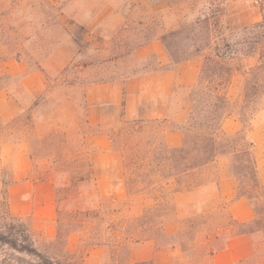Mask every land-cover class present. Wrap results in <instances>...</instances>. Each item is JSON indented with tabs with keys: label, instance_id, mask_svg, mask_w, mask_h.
<instances>
[{
	"label": "rangeland",
	"instance_id": "obj_1",
	"mask_svg": "<svg viewBox=\"0 0 264 264\" xmlns=\"http://www.w3.org/2000/svg\"><path fill=\"white\" fill-rule=\"evenodd\" d=\"M260 22L264 0H0V61H20L45 70L48 77V104L38 112L44 117L39 128L29 110L12 121L0 120V232L13 225L11 237H18L22 223L29 226L9 211L1 155L4 142L25 140L36 175L55 185L58 208L55 237L29 226L30 233L37 248L57 264H207L228 236L241 231L252 236L254 254L233 264H264V215L251 225L233 227L226 204L214 209L216 199L204 194L217 186L216 163L193 174L172 175L162 131L173 122L101 127L84 122L85 87L158 68L154 55L140 57L137 50L160 41L172 63L200 61L198 81L179 89L175 100L176 106L188 103L181 128L193 134L216 96L236 101L243 93L244 73L264 55V36L247 30ZM219 37L234 49L233 58L225 60L227 74H220V60L214 57ZM259 39L262 46L250 54ZM261 78L248 122L239 120L240 130L249 135L253 129L264 134V69ZM0 84L10 86L13 80L0 77ZM231 115L224 118L223 130ZM99 131L108 133L123 154V197L98 194L92 182L86 136ZM259 167L264 184V165ZM240 177L241 190L264 210V186L256 188L252 174ZM83 180L90 184L81 187ZM197 187L198 193H189ZM196 203L202 211L188 213ZM0 264H39V259L0 242Z\"/></svg>",
	"mask_w": 264,
	"mask_h": 264
},
{
	"label": "crops",
	"instance_id": "obj_2",
	"mask_svg": "<svg viewBox=\"0 0 264 264\" xmlns=\"http://www.w3.org/2000/svg\"><path fill=\"white\" fill-rule=\"evenodd\" d=\"M140 57L154 55L159 67L127 76L89 84L84 90V122L88 126H116L123 122L163 121L175 126L163 128L166 146L180 147L184 142L181 128L187 120L189 105L176 106L179 89L190 88L200 76V61L193 57L172 63L170 54L160 41H153L138 48ZM0 77L13 80L12 85L0 84V120L9 122L23 111L33 115L35 127L44 117L38 112L48 104V77L45 70L31 68L20 61H0ZM52 127L54 121L46 120ZM228 134L242 128L237 115L232 114L223 123ZM253 129L254 153L258 167L264 165V134ZM90 152L92 182L101 195L123 197L127 194L122 152L114 146L108 133L99 131L86 136ZM2 174L6 183L9 211L13 216L25 218L34 233L48 238L57 235V198L52 180L39 178L25 140H8L1 146ZM217 186L210 193L216 199L214 209L226 204L228 216L238 222H251L256 217L252 201L237 195V180L230 158L221 156L216 162ZM260 168V167H259ZM90 182L83 180L81 187ZM202 189V188H201ZM200 187L189 193H198ZM205 190V189H204ZM183 194V193H182ZM201 202V201H200ZM212 208V209H213ZM182 212V208H179ZM202 211L196 203L192 211ZM255 244L249 233H233L223 246L215 251L207 264H233L254 254ZM146 261V260H142ZM154 264V262H153Z\"/></svg>",
	"mask_w": 264,
	"mask_h": 264
},
{
	"label": "trees",
	"instance_id": "obj_3",
	"mask_svg": "<svg viewBox=\"0 0 264 264\" xmlns=\"http://www.w3.org/2000/svg\"><path fill=\"white\" fill-rule=\"evenodd\" d=\"M247 30H257L256 34L262 37L264 36V22L256 23L252 27H248ZM254 43L255 46L251 47L250 54L253 49L262 46L260 39ZM233 51V45L225 37L218 38L214 57L220 60V67H217L220 70V74H227L228 68L225 67V60L232 57ZM248 52L246 54H249ZM263 69L264 55L259 59L258 64L250 67L244 73L247 75L246 86L236 101H232L227 95L216 96V100L211 104L208 115L201 117L196 122L198 131L189 135L184 130V142L182 146L172 148L165 145L164 147L168 154L167 158L170 160L169 170L172 172V175L175 173L178 176L193 174L207 165L216 163L221 156H228L230 158L231 169L237 180V195L251 199L254 202L256 212L255 219L245 223L235 221L228 216L233 227L251 225V223L257 222L264 215V210L257 205L255 197L251 193L241 190L240 176L243 175L246 177L247 173L252 174V182L255 183L254 186L258 189L263 187L264 184L260 179L259 167L254 153V141L248 134V131L242 129L236 133L228 134L222 129V122L227 115L233 113L238 115L239 120L244 125L248 122L247 117L249 114H252L253 108L251 103L261 91L259 80L262 81L261 74ZM235 70L238 71L239 69L237 68ZM229 72L232 77L233 69H230ZM249 84L251 88L249 86L247 88ZM226 107L230 108L227 110ZM190 118L192 117L190 116ZM128 182L126 181L127 186H129ZM141 190L143 189H140L139 192ZM21 226L22 229L18 237H11V234H13V225L10 226L7 233L0 232V242L8 244L11 248L21 253L37 257L39 264H57L53 258L37 248L30 233L29 226L26 223H22ZM146 230L149 231V229H145V232ZM236 233L247 232L241 231ZM147 239H152V237L148 236L146 237ZM135 241H138V239Z\"/></svg>",
	"mask_w": 264,
	"mask_h": 264
}]
</instances>
